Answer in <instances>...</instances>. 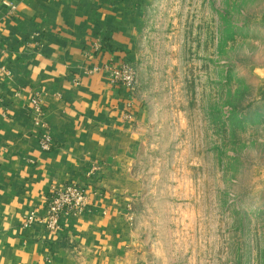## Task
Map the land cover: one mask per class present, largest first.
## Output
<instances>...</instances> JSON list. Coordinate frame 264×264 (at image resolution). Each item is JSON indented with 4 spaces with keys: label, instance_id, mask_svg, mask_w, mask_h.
Returning a JSON list of instances; mask_svg holds the SVG:
<instances>
[{
    "label": "crops",
    "instance_id": "0c3cea01",
    "mask_svg": "<svg viewBox=\"0 0 264 264\" xmlns=\"http://www.w3.org/2000/svg\"><path fill=\"white\" fill-rule=\"evenodd\" d=\"M158 1L0 0V264H128L145 107L113 70L138 63ZM71 183L88 188L84 212L65 213L57 235L23 226Z\"/></svg>",
    "mask_w": 264,
    "mask_h": 264
},
{
    "label": "rangeland",
    "instance_id": "374dc122",
    "mask_svg": "<svg viewBox=\"0 0 264 264\" xmlns=\"http://www.w3.org/2000/svg\"><path fill=\"white\" fill-rule=\"evenodd\" d=\"M143 28L128 264H264V0H159Z\"/></svg>",
    "mask_w": 264,
    "mask_h": 264
},
{
    "label": "built area",
    "instance_id": "2783aa9c",
    "mask_svg": "<svg viewBox=\"0 0 264 264\" xmlns=\"http://www.w3.org/2000/svg\"><path fill=\"white\" fill-rule=\"evenodd\" d=\"M15 9V8H14ZM1 50V49H0ZM115 83L128 88L131 92L136 90L137 70L133 64L127 62L118 65L113 70ZM34 108L39 116L43 114L41 105L33 100ZM40 144L44 150L53 148V142L48 132L40 136ZM88 188L82 184L71 183L66 186L54 187L46 197V213L43 216L30 214L23 218V226L30 227L34 222H41L45 228L57 235L61 228V221L65 213L79 215L89 206Z\"/></svg>",
    "mask_w": 264,
    "mask_h": 264
}]
</instances>
